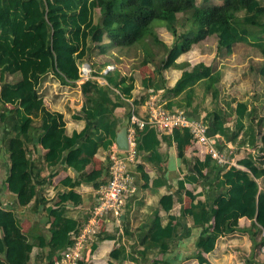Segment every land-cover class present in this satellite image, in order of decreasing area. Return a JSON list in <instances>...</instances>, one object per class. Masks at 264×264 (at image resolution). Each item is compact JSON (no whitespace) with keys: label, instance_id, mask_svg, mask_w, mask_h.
Returning a JSON list of instances; mask_svg holds the SVG:
<instances>
[{"label":"trees","instance_id":"obj_1","mask_svg":"<svg viewBox=\"0 0 264 264\" xmlns=\"http://www.w3.org/2000/svg\"><path fill=\"white\" fill-rule=\"evenodd\" d=\"M221 1L220 6L198 7L195 0H0V71L5 68L7 74L20 75L19 81L11 84L2 81L0 73V122L6 118V113L1 112V107L6 104L13 105L10 113L16 118L4 152L9 163L6 191L14 195L17 208H27L37 195L38 186L33 179L31 159L26 150L35 139L46 150L43 160L47 168L57 167L63 161L66 167L82 175L78 182L66 178L59 183V187L69 188L59 196L61 203L79 202V197L72 190L80 183H91L95 189L103 184L104 170L83 172L99 149H107L114 144L120 123L114 117V110L120 106L122 98H130L133 88L132 78L121 76L116 71H109L102 77L122 97L116 95L114 99L108 86H100L92 80L83 83L80 116L88 124L81 132L67 136L62 115L50 112L44 106L38 93L40 78L52 73L63 84L77 80L78 66L87 62L93 54L92 46L99 44L107 34L112 44L123 50L124 57L136 59L134 64H151L154 67L153 78L142 81L145 89L154 92L163 89L172 98L184 94V104L178 108L188 110L194 86L202 83L217 101L220 92L215 85L220 75L211 66L198 63L190 70H184L170 89L165 88L163 72L175 67V60L188 52L193 44L210 36L217 38L219 51L231 52L238 43L260 49L264 20L259 21L258 15L260 10L264 11V0ZM178 14L182 15L180 21ZM260 15L263 14L260 12ZM156 21L163 23L175 36L171 47L168 48L156 35V26H153ZM259 51L262 62L253 72L264 84V49ZM247 105L248 102L237 104L239 121L254 116V110L246 112ZM229 114L221 108H213L206 116L213 131H208V134L228 139L231 133L225 123ZM90 124H94V133L88 132ZM242 127L237 122L232 141ZM256 127L260 134L259 150L264 152V118L258 120ZM154 130L146 126L137 132L136 155L146 151L155 153L159 141ZM244 134L249 136V146H257L254 126L250 125ZM171 137L181 162L187 164L184 148L190 143L191 135L188 130L175 129ZM242 143L239 142V146ZM74 149L79 150L77 155L72 154ZM213 163L208 155L201 162L195 160L200 171ZM217 168L218 174L212 186L220 194L214 201L207 196L200 201L197 197L202 195L201 192L193 194L185 188V184H201L195 175L185 176L178 182V191L191 201L192 226L200 228L195 249L204 254L211 253L218 239L240 231L238 220L246 218L251 221L250 227L241 232L249 235L252 251H260L264 248V187L257 180L264 175V170L255 164H250L247 170ZM159 204L168 213L173 206L171 194L162 196ZM44 212L46 217L52 218L46 230L41 220L34 219L25 234L21 227L22 218L16 209L0 208V264H28L33 248L46 249L45 262L53 264V257L71 244L69 234L79 227L78 221L69 216L64 207L52 210L48 206ZM179 229L180 222L174 217L170 216L162 225L155 212L140 254L147 257L155 252L168 251L170 241L178 235ZM189 234L190 230L186 236ZM118 251L122 256V249ZM112 254L114 256V252ZM193 257L198 263H207L201 255ZM151 264L170 263L154 259Z\"/></svg>","mask_w":264,"mask_h":264},{"label":"crops","instance_id":"obj_2","mask_svg":"<svg viewBox=\"0 0 264 264\" xmlns=\"http://www.w3.org/2000/svg\"><path fill=\"white\" fill-rule=\"evenodd\" d=\"M195 5L198 7L220 6L222 1L195 0ZM181 17V14L177 15L178 21ZM155 33L168 48L176 40L173 33L168 31L163 23L156 25ZM92 49L91 59L103 58L102 64H97V60L91 64L95 78L92 81L100 86H108L101 73L106 66H113L114 69L111 72L116 71L121 76L132 78L133 88L130 98H122L120 106L114 110V117L120 122L117 131L121 127L127 126L132 109L137 116L146 117L145 105L150 96L149 90L152 89H145L142 86V81L146 78H153L154 67L151 64H134L136 59L124 57L122 55L123 50L115 47L107 34L103 35L102 41L93 45ZM262 49H264V35L261 37L259 50ZM259 50L250 45L238 43L232 47L231 52H226L223 49L219 51L217 38L215 36L206 37L204 40L193 44L188 52L181 54L175 60V67H170L163 72L165 88H172L184 70H190L198 63H203L206 66H211L214 72L220 75L219 82L215 85L220 92L219 99L214 101L212 93L205 90V86L199 83L194 86L191 108L185 110L183 107L178 108L184 104V94L172 98L163 89L154 92L160 97L166 108L171 106L170 109H181L189 117L201 120L209 128V133H211L212 128L210 122H207L206 116L213 108L218 107L223 112L230 113L226 117L225 123L231 133L229 138L223 139L218 134L213 136L216 138L217 147L220 151L228 155L242 170H247L250 164H255L256 167L264 170V152L259 150L261 145L260 134L258 127H256L258 120L264 118V84L253 72L262 62ZM0 73L3 75L2 81L7 83L14 84L20 79L18 73L7 74L5 68H2ZM77 80L63 84L52 73H47L40 78L38 85V93L45 108L50 112H57L62 115L67 136L81 132L88 124L80 116V110L83 106L81 93L83 83ZM108 88H110L114 99L116 95L122 97L116 89L109 86ZM243 102H248L246 112L251 110L255 112L251 118L244 117L239 121L236 106ZM228 103H230V107H227L226 104ZM13 108L11 104L1 107V112L6 113V118L4 122H0V208L16 209L22 218L21 227L25 234L29 231L34 219L41 220L46 230L52 222V218L45 215L41 217L40 209L44 210L48 206H51L52 210L64 207L69 216L78 221L80 227L89 216L97 189L91 183H80L72 190L75 196L79 197V202L77 204H73L71 201L61 203L59 196L69 188L59 187V183L66 178L78 182L82 175L76 174L66 167L63 161L57 167L47 168L43 160L46 150L37 144L36 139L26 147L31 159L33 179L38 186L35 199L27 208H17L14 195L6 191L5 179L8 174L9 163L4 152V146L12 127L16 123L15 116L10 113ZM77 116L80 117L77 119ZM237 122H240L243 127L237 138L232 141ZM250 125L256 128L255 145L257 146H249V136L244 134ZM93 127L94 124H90L89 133L95 132ZM155 135L159 141L155 153L150 154L147 151L138 153L136 160L127 166L132 177L133 190L125 196L121 215L116 218L109 214L102 220L98 234L86 244L79 264H151L154 259L166 260L170 264H264L262 249L260 251L256 249L253 252L249 235L246 232H241V230L250 227L251 221L246 218L238 220L240 231L220 237L211 253L204 254L195 249L200 228L192 226L191 201L184 193L178 191V182L183 181L185 176L195 175L201 184H185V188L193 194L201 192L202 195L197 197L200 201H204L205 196L214 201L220 192L214 190L212 182L216 179L219 169L213 163L208 169L200 171L195 165V160L203 161L206 154L201 146L191 143L184 148V156L188 162L183 164L178 156L176 143L172 140L171 132L159 134L155 131ZM239 142L243 143L239 146ZM113 145L107 149H99L83 174L104 170L105 174L102 178L106 182L110 165L108 156ZM78 153V149L72 151L74 155ZM52 174L54 175L52 176ZM257 182L264 187V175ZM50 194L51 205L47 203V197ZM168 194L172 196L173 206L166 213L160 207L159 202L162 196ZM155 212L161 218L162 225H165L171 216L180 222L181 230L179 229L178 235L170 241L168 251L155 252L144 257L140 251L143 249L147 230ZM188 230H190V234L186 236ZM92 244H94V248H92ZM120 249L123 251L122 256H119L118 250ZM45 253L46 249L41 251L38 248H33L28 264H46ZM194 255H201L207 263H198V260L193 257Z\"/></svg>","mask_w":264,"mask_h":264},{"label":"built area","instance_id":"obj_3","mask_svg":"<svg viewBox=\"0 0 264 264\" xmlns=\"http://www.w3.org/2000/svg\"><path fill=\"white\" fill-rule=\"evenodd\" d=\"M113 69V66H106L101 72L102 76ZM78 74L77 81L80 83L95 79L93 68L88 62L78 66ZM149 94L145 105L147 116L141 118L131 110L127 124V150L119 151L115 144L111 148L107 181L96 190L95 201L86 222L70 233L71 244L53 257V264H79L86 244L96 237L102 220L109 214L116 218L121 215L125 196L133 190L127 166L136 160L137 132L144 127L154 128L159 134L175 129L188 130L190 143L201 146L217 166L239 168L228 155L220 151L216 138L208 134L207 126L201 120L189 117L181 109H167L153 90H149Z\"/></svg>","mask_w":264,"mask_h":264},{"label":"water","instance_id":"obj_4","mask_svg":"<svg viewBox=\"0 0 264 264\" xmlns=\"http://www.w3.org/2000/svg\"><path fill=\"white\" fill-rule=\"evenodd\" d=\"M115 145L119 151L127 150L128 148L127 126H123L117 131L116 138H115Z\"/></svg>","mask_w":264,"mask_h":264},{"label":"rangeland","instance_id":"obj_5","mask_svg":"<svg viewBox=\"0 0 264 264\" xmlns=\"http://www.w3.org/2000/svg\"><path fill=\"white\" fill-rule=\"evenodd\" d=\"M260 12H261V14H263V15H260ZM262 12H263V13H262ZM258 19H259V21H261V22L264 20V11H263V9L259 11ZM158 24H159V22L156 21V22H154V25H153V26H156V25H158ZM94 60H97V64H102V63H103V58H101V57L94 58ZM94 60L91 59V58H89V61H87V62H89V63L92 64V62H93ZM93 64H94V63H93ZM47 198H48V201L46 200L47 203H48L49 205H51V194H50ZM40 213H41V217L44 216V215H46V214H44L45 212H44V210H42V209H40ZM261 254L264 255V252H262Z\"/></svg>","mask_w":264,"mask_h":264}]
</instances>
